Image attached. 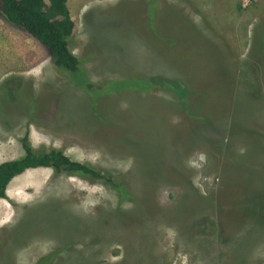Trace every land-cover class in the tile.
I'll use <instances>...</instances> for the list:
<instances>
[{
    "label": "rangeland",
    "instance_id": "rangeland-1",
    "mask_svg": "<svg viewBox=\"0 0 264 264\" xmlns=\"http://www.w3.org/2000/svg\"><path fill=\"white\" fill-rule=\"evenodd\" d=\"M68 7L79 75L60 73L0 13V163L25 154L28 134L34 149L127 173L144 205L162 185L160 205L179 192L163 214H177L191 250L171 226L152 232L154 208L114 222L101 210L114 193L36 168L8 186L14 206L0 202V264H34L54 250V264H264V0ZM157 74L174 79L176 98L170 88L142 92Z\"/></svg>",
    "mask_w": 264,
    "mask_h": 264
},
{
    "label": "trees",
    "instance_id": "trees-1",
    "mask_svg": "<svg viewBox=\"0 0 264 264\" xmlns=\"http://www.w3.org/2000/svg\"><path fill=\"white\" fill-rule=\"evenodd\" d=\"M0 13L8 23L26 32L43 45L48 52L52 64L60 73L69 72L73 75H79L82 72L80 59L73 54L69 47L68 40L73 34L75 24L70 14L68 0H0ZM173 80L162 74L147 77V79L143 80L146 83V87L142 92L149 94L154 89L169 91L167 88H170L173 94L170 96L176 98V93H178L179 89H175V86H172L173 83L171 82H174ZM119 83L121 82L117 83V89L121 90L123 87ZM180 83L183 89L186 88L181 81ZM86 86L89 92H92L97 87L90 84L87 80ZM22 146L25 152L23 156L0 163V199L8 201L14 206L13 201L7 195V189L12 180L29 169L50 168L53 171L54 177H77L92 184L101 185L112 194L114 193L113 195L116 200L114 206H102L101 209L114 222L116 220L119 223L122 222L128 212L134 213L140 209L147 210V208H154V211L149 214L152 232L155 229L158 232L160 228L171 226L177 239L175 241L176 245H182L185 248L189 247L184 245L186 242L184 235L181 234L177 214H163V211L167 209L173 210L177 207L181 199L179 192H176L171 204L166 207L160 205L158 193L163 188L162 185L157 188L156 193L146 196L149 197V200L146 203L147 205H144V202H137L135 197V193L140 187L139 184L133 178L128 177L127 173L119 176L112 170L100 169L90 162L73 160L59 148L52 147L48 149L45 146H41L34 149L29 144L28 134L22 138ZM168 216H172L170 222H168ZM204 227L205 225L202 224L200 229L202 235ZM181 235L182 237L179 238ZM120 246L125 251L124 245L120 243ZM188 249L191 250L190 247ZM56 251L54 250L52 253L44 255L42 260L34 264H54L52 257L55 256L54 253ZM45 259L48 260L45 261ZM157 260L156 264H162L161 256Z\"/></svg>",
    "mask_w": 264,
    "mask_h": 264
},
{
    "label": "crops",
    "instance_id": "crops-1",
    "mask_svg": "<svg viewBox=\"0 0 264 264\" xmlns=\"http://www.w3.org/2000/svg\"><path fill=\"white\" fill-rule=\"evenodd\" d=\"M9 185H10V184H9ZM7 190H8V189H7ZM1 201H4V200H3V199H0V202H1ZM5 201H6V200H5ZM2 216L4 217V215H2V213L0 212V218H1Z\"/></svg>",
    "mask_w": 264,
    "mask_h": 264
}]
</instances>
